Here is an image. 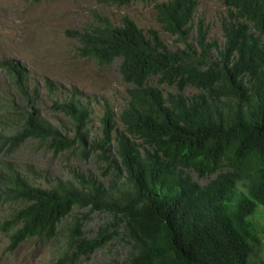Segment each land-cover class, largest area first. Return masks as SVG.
Masks as SVG:
<instances>
[{"label": "trees", "instance_id": "16d2710c", "mask_svg": "<svg viewBox=\"0 0 264 264\" xmlns=\"http://www.w3.org/2000/svg\"><path fill=\"white\" fill-rule=\"evenodd\" d=\"M101 1L124 6L159 0ZM223 1L229 9L223 45L210 40L203 19L194 24L198 0L157 4L163 29L184 45L177 50L168 48L158 30L146 31L130 17L119 26L103 22L71 33L81 56L101 65L120 60L119 71L132 85L119 115L122 130L107 104L101 135L90 145L92 110L73 97L51 105L71 120L73 136L28 112L16 134H2L3 146L14 150L37 139L55 154L77 148L88 158L96 151L119 183L43 188L7 164L0 173V200L20 203L1 225L11 250L35 237L42 243L57 237L60 223L78 207L114 219L89 238L78 218L73 248L56 264H80L81 257L117 238L131 246L123 264H264V224L254 218L264 207V0ZM3 67L22 100L35 106L25 67L15 59ZM153 79L178 92L166 97L150 84ZM189 87L199 92L186 95ZM187 170L215 177L202 185Z\"/></svg>", "mask_w": 264, "mask_h": 264}, {"label": "rangeland", "instance_id": "374dc122", "mask_svg": "<svg viewBox=\"0 0 264 264\" xmlns=\"http://www.w3.org/2000/svg\"><path fill=\"white\" fill-rule=\"evenodd\" d=\"M169 0L133 1L124 6L101 0H0V173L8 170L7 164L15 166L34 186L51 188L65 182L80 187L81 182L96 181L107 187H116L118 179L108 171V164L93 151L88 158L80 150L55 154L37 139H30L17 149L3 146L2 134L14 135L25 121V113L39 114L41 120L51 123L70 136L74 135L71 120L52 109L54 101L64 102L76 97L80 103L91 108L88 124L89 143L101 135L105 107L110 104L115 113L118 129L122 130L119 115L125 109L132 85L123 79L119 71L120 60L101 65L93 58L79 54V43L71 33L84 31L109 22L119 26L123 18L130 17L148 31L158 30L161 38L171 50L180 44L177 36L163 29L157 13V4ZM194 24L203 19L209 27L210 40L223 45V24L227 19L228 7L223 0H198ZM196 28L189 40L193 41ZM264 43V36H261ZM15 59L27 71V85L36 98L35 106L26 104L19 95L12 77L3 67V62ZM164 95L178 92L175 86L158 84ZM189 87L184 93H198ZM117 137V132H114ZM142 143V140H137ZM116 150V138L113 141ZM192 178L202 185L215 177L199 176L187 170ZM20 203L10 204L0 200V264H56L70 250L72 226L83 220L84 234L95 237L99 228L114 219L108 212L92 211L90 208L75 207L59 225V234L42 243L37 237L25 240L18 248L10 249V235L1 225ZM255 221L264 224V207H260ZM129 241L117 238L97 250L91 256H83L80 264H123L129 257Z\"/></svg>", "mask_w": 264, "mask_h": 264}]
</instances>
